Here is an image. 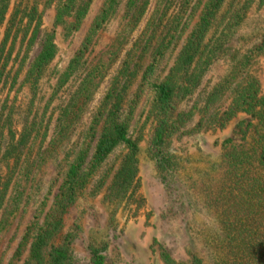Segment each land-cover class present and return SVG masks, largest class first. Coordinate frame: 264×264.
I'll return each instance as SVG.
<instances>
[{
    "label": "trees",
    "instance_id": "1",
    "mask_svg": "<svg viewBox=\"0 0 264 264\" xmlns=\"http://www.w3.org/2000/svg\"><path fill=\"white\" fill-rule=\"evenodd\" d=\"M92 1L31 0L25 7L16 6L8 17L11 0H0V34L6 24L0 44V84L9 61L8 38L23 27L25 51H31L42 31L41 6L52 7L53 20L27 63L24 80L33 89L56 56V27L60 25L66 35L77 31ZM151 3L126 0L114 38L88 66L86 55L95 37L120 4V0H104L78 49L58 73L48 103L81 72L76 87L56 107L52 134L34 161L38 166L67 142L57 164L60 179L55 192L49 189L35 209L8 264H77L76 233L65 230L64 219L87 189L89 196L102 194L109 203L134 202L141 141L146 142L158 176L170 186L180 168L171 141L224 128L238 114L247 117L237 123L240 138L221 141L216 177L198 188L204 208L216 222L208 239V260L191 251L188 257L178 258L156 239L150 247L163 264H264V80L252 71L254 58L264 53V32L247 48L231 45L246 25L249 11L254 5L262 7L264 0H155L143 30L131 41ZM221 59L228 66L226 73L201 93L204 76ZM115 65L85 127L72 140L76 124ZM50 122L51 118L42 141ZM4 125L0 123V162L20 160L34 129L24 127L3 146ZM13 173H0V236L15 218L26 190ZM87 250L90 264H106L103 246L90 243Z\"/></svg>",
    "mask_w": 264,
    "mask_h": 264
},
{
    "label": "rangeland",
    "instance_id": "2",
    "mask_svg": "<svg viewBox=\"0 0 264 264\" xmlns=\"http://www.w3.org/2000/svg\"><path fill=\"white\" fill-rule=\"evenodd\" d=\"M103 1H92L77 31L66 35L60 25L56 27L57 53L36 89L24 80L25 72L27 63L40 47L43 34L52 28V7H40L43 12L42 31L31 51H25L23 27L22 31L17 32L18 35L13 36L14 40L12 36L9 37L5 45V53L7 55L10 51V55L0 84V123H5L3 146L10 143L11 135L17 137L16 134L26 126H32L34 131L20 160L11 158L0 162V173L4 175L9 170L14 171V178L17 177L26 188L15 218L8 230L0 236V264L9 263L24 227L32 218L40 201L51 188L53 194L58 185L61 174H58L57 164L63 156L67 142L63 148L59 147L58 153L46 158L38 166L34 160L38 152L45 148L52 134L56 107L66 101L68 94L76 87L81 72L75 73L54 99L50 103L48 101L58 73L65 68L78 49ZM125 1L120 0L116 14L95 37L86 55L88 66L96 61L122 24ZM30 4L31 0H11L8 17L16 6L22 8ZM154 5L155 0H152L149 11L133 33L131 41L143 30ZM5 26L6 24L0 34V44ZM19 28L14 30L18 31ZM263 32L264 5L260 8L254 5L249 11L246 25L235 35L231 45L247 48L257 42ZM115 67L116 65L96 90L83 120L75 126L72 140L85 127L89 111L95 107L105 91ZM227 67L224 59L214 62L203 78L200 92L209 90L213 83L226 73ZM252 71L264 80V53L254 58ZM193 99L186 104L189 106ZM140 110L141 107L138 108L137 114ZM50 118L47 137L42 141L45 125L49 124ZM246 118L244 114H238L224 128L201 130L174 138L170 147L179 157L180 168L170 186L165 185L158 176L154 162L147 154L146 142L141 141L138 154V189L134 202L122 200L119 203H109L103 200L102 194L89 196L87 189L68 209L64 228L76 233L73 250L77 264H90L87 250L90 243L103 246L106 264H163L157 253L151 250L150 245L154 239L178 258L188 257V252L191 251L208 260V239L216 222L213 214L204 208L198 192L199 184L216 177L221 141L229 137L239 139L241 134L237 123ZM193 122L189 126L193 125Z\"/></svg>",
    "mask_w": 264,
    "mask_h": 264
}]
</instances>
